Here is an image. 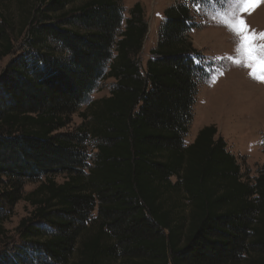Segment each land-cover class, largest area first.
Wrapping results in <instances>:
<instances>
[{
    "label": "trees",
    "instance_id": "1",
    "mask_svg": "<svg viewBox=\"0 0 264 264\" xmlns=\"http://www.w3.org/2000/svg\"><path fill=\"white\" fill-rule=\"evenodd\" d=\"M15 1L19 22L0 0V59L16 34L27 50L0 76V264H264V169L243 181L213 125L184 144L204 73L191 9H165L144 68L140 3L126 17L123 0Z\"/></svg>",
    "mask_w": 264,
    "mask_h": 264
},
{
    "label": "rangeland",
    "instance_id": "2",
    "mask_svg": "<svg viewBox=\"0 0 264 264\" xmlns=\"http://www.w3.org/2000/svg\"><path fill=\"white\" fill-rule=\"evenodd\" d=\"M4 3L9 6L8 14L11 18L19 22L22 19L19 3L15 0H4ZM136 3L144 8L145 18L149 23V35L141 54L144 68L150 51L158 43L165 9L177 3H184L191 9L196 28L190 31V40L202 55L198 65L204 68V73L197 82L192 121L184 144L191 145L200 130L215 126L218 136L226 142L227 150L240 164L243 181H254L264 169V82L254 79L249 68L238 66L234 62L241 58L236 52L238 38L223 25V21L233 20L238 15L249 32L264 34V0H255L254 6L243 12L239 11L240 6L235 0H200L196 4L187 0H123L126 17ZM16 36L17 34L14 36L17 40L14 41L12 53L0 59V76L10 63L27 51L23 46L24 35L18 38ZM258 43L264 44V41ZM114 86V80L102 81L91 95V101L109 97ZM85 110L86 106H82L80 112L71 117L70 125L61 133L77 132L83 122L80 115ZM85 145L91 164L96 153L95 144L87 140ZM56 180L62 183L65 176L60 175ZM37 186V183H29L25 186V191L29 193ZM31 211V206L25 202L15 206L12 216L5 223L10 237L8 249L22 243L16 229L21 220L30 216ZM1 251L3 248L0 247Z\"/></svg>",
    "mask_w": 264,
    "mask_h": 264
},
{
    "label": "snow or ice",
    "instance_id": "3",
    "mask_svg": "<svg viewBox=\"0 0 264 264\" xmlns=\"http://www.w3.org/2000/svg\"><path fill=\"white\" fill-rule=\"evenodd\" d=\"M254 2L255 0H235L240 6V12L249 10L254 6ZM223 25L238 38L236 52L241 58L234 62L238 66L249 68L254 79L264 82V44L258 43L264 41V34L249 32L247 25L238 15L233 20H224Z\"/></svg>",
    "mask_w": 264,
    "mask_h": 264
},
{
    "label": "crops",
    "instance_id": "4",
    "mask_svg": "<svg viewBox=\"0 0 264 264\" xmlns=\"http://www.w3.org/2000/svg\"><path fill=\"white\" fill-rule=\"evenodd\" d=\"M240 133H242L241 131H240ZM246 139V138H245Z\"/></svg>",
    "mask_w": 264,
    "mask_h": 264
}]
</instances>
